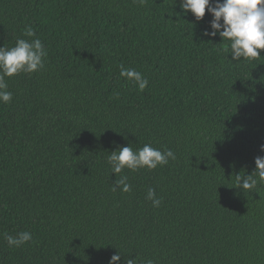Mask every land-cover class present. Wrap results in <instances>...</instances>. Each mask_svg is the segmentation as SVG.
Segmentation results:
<instances>
[{"label": "trees", "instance_id": "obj_1", "mask_svg": "<svg viewBox=\"0 0 264 264\" xmlns=\"http://www.w3.org/2000/svg\"><path fill=\"white\" fill-rule=\"evenodd\" d=\"M210 20L180 0H0V47L38 37L47 50L43 70L6 78L0 103V233L33 236L15 248L0 235V264H109L117 251L118 264H264V184L243 193L235 179L264 155V50L232 61L203 35ZM129 144L176 159L125 169L131 191L113 192L107 158Z\"/></svg>", "mask_w": 264, "mask_h": 264}, {"label": "clouds", "instance_id": "obj_2", "mask_svg": "<svg viewBox=\"0 0 264 264\" xmlns=\"http://www.w3.org/2000/svg\"><path fill=\"white\" fill-rule=\"evenodd\" d=\"M141 6L145 0H134ZM180 7L184 13H191L196 21H201L205 11L211 16L209 29L203 32L209 38L219 35L221 40L228 42V51L231 53L232 61L255 60L261 57L260 50H264V0H180ZM24 36L36 37L35 30L28 26L23 33ZM47 50L41 40L36 37L31 40L17 39L11 48L0 47V103L8 104L13 99L12 92L8 91L6 78L18 74H32L39 72L45 67ZM119 75L126 82L134 84L140 92H143L149 81L140 71L120 65ZM260 152L264 153V144L260 146ZM175 160L173 150L161 151L145 144L142 148L133 150L131 144L118 148L111 152L107 158L111 173L119 176L113 183L111 191L119 190L122 194L131 191L128 177L123 175L125 169L131 172L147 169L155 170L168 164L169 160ZM255 170L251 175L235 176L236 188L243 193H253L258 185L264 184V155L255 158ZM146 199L151 201L154 208L162 204V198L156 195L155 189L147 190ZM9 247L20 248L33 240L32 233L20 231L15 236L0 233ZM121 253L117 251L112 255L109 264H118ZM124 264H153L151 259H129L124 256Z\"/></svg>", "mask_w": 264, "mask_h": 264}]
</instances>
